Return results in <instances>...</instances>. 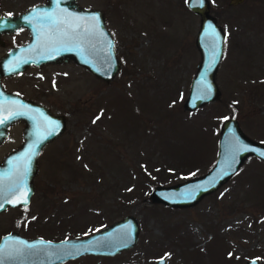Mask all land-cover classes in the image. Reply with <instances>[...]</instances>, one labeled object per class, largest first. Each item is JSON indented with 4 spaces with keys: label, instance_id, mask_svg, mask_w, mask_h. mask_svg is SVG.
Listing matches in <instances>:
<instances>
[{
    "label": "rangeland",
    "instance_id": "rangeland-1",
    "mask_svg": "<svg viewBox=\"0 0 264 264\" xmlns=\"http://www.w3.org/2000/svg\"><path fill=\"white\" fill-rule=\"evenodd\" d=\"M33 1L0 0V13ZM79 1L103 10L120 69L109 82L73 62L32 66L5 79L7 89L65 114L66 129L40 157L30 203L0 212V237L10 230L28 238L81 236L133 213L140 224L135 246L60 264H155L159 257L165 264H247L255 257L264 264V163L255 156L194 205L172 207L149 198L155 185L213 165L220 124L232 113L249 137L264 143V0H209L226 32L215 74L221 93L193 111L183 104L200 59L199 15L187 0ZM27 37L15 32L6 45ZM179 111L206 131L183 123L178 146L166 145ZM16 131L0 147V159L15 145ZM165 145L178 148L187 168L202 171L159 182L151 171L172 159Z\"/></svg>",
    "mask_w": 264,
    "mask_h": 264
},
{
    "label": "water",
    "instance_id": "water-1",
    "mask_svg": "<svg viewBox=\"0 0 264 264\" xmlns=\"http://www.w3.org/2000/svg\"><path fill=\"white\" fill-rule=\"evenodd\" d=\"M243 0H228L231 5ZM187 7L199 15L195 45L200 53L195 73L183 107L193 111L218 99L220 89L215 80L223 54L226 33L210 11L209 0H187ZM50 13V16L43 15ZM82 17L83 19H77ZM98 17V20L91 19ZM0 34L27 28L29 38L12 46L0 60V76L14 75L31 64L74 61L97 78L109 82L120 69L115 41L99 8L81 7L77 0H45L16 14H0ZM80 27L73 31V26ZM17 113V115H12ZM0 145L14 123H23V140L0 160V212L8 207L26 206L35 189L34 177L43 147L66 129V116L53 113L49 106L19 92L8 90L0 81ZM264 143L249 137L235 117L220 124L217 154L213 165L204 173L171 184H157L149 192L151 202L172 207H186L199 202L233 177L249 156L264 163ZM26 194V202H25ZM21 201L10 203L9 201ZM140 224L135 214L127 213L92 232L81 236L48 239L28 238L16 230L0 237V248L8 252L24 249L22 255L5 257L2 264H60L85 254L115 255L135 246ZM23 242V243H20ZM34 245V248H27ZM70 253V254H69ZM155 264H165L159 257ZM247 264H258L250 258Z\"/></svg>",
    "mask_w": 264,
    "mask_h": 264
},
{
    "label": "trees",
    "instance_id": "trees-1",
    "mask_svg": "<svg viewBox=\"0 0 264 264\" xmlns=\"http://www.w3.org/2000/svg\"><path fill=\"white\" fill-rule=\"evenodd\" d=\"M227 104V106L228 107H231L230 105H229V103H226ZM180 111H179V117H178V119H179V123H174L172 126H170V127H172V129H173V135H169L171 138H173V139H166V143L168 142V141H170V143L171 142H174L173 143V145H177L178 146V144L177 143H179V136H181L184 132H185V126H184V124L188 127L189 125H193V126H195L196 125V127L198 128V129H200V126H203L204 128H205V126L203 125V123H201V121H199L198 119H196V123L195 122H193V121H190V122H188V120L189 119H187V120H183L181 117H180ZM232 116H234V113H232L231 114ZM183 120V121H182ZM156 121H158V120H156ZM157 123V122H156ZM155 123V124H156ZM184 123V124H183ZM199 126V127H198ZM160 127H164V128H167V127H169V126H167V125H161ZM136 128V127H135ZM181 128H182V130H181ZM182 131V133L181 134H179V132H181ZM205 131H206V128H205ZM179 135V136H178ZM184 136L185 135H183V138H184ZM144 138H146V136H144ZM154 138H156V136H154ZM160 139L161 138H159V136L157 135V143L159 144L160 143ZM175 139H177V140H175ZM147 143V145L149 146V143L148 142H146ZM165 143V144H166ZM169 142L166 144V145H169L170 144ZM165 145V150H169V151H166L167 153H168V155L172 158L171 160H168V159H165L166 161L163 163V164H161V165H159V166H157V167H155V168H153V170L151 171V174H153L154 173V175L155 176H157V178H158V181L159 182H165V183H171V182H173L174 180L176 181V180H179V179H182V178H184V177H186L187 175H189V174H191V173H195V172H201L200 170H196V169H192V168H187L186 167V164L188 163V162H185V159H183V157H181V156H179V155H177L176 153H179L178 152V148L177 149H174V150H171V149H169V147L167 148V146ZM180 154V153H179ZM168 160V161H167ZM155 169V170H154ZM253 174V173H252ZM148 188H150L152 185H153V183H152V180H149L148 182ZM35 221V219L34 220H32V223Z\"/></svg>",
    "mask_w": 264,
    "mask_h": 264
},
{
    "label": "flooded vegetation",
    "instance_id": "flooded-vegetation-1",
    "mask_svg": "<svg viewBox=\"0 0 264 264\" xmlns=\"http://www.w3.org/2000/svg\"><path fill=\"white\" fill-rule=\"evenodd\" d=\"M44 2H45V0H35V1L31 2V4L27 5V6H26L25 8H23V9L17 10V11H15V12L4 13V14H16V13H18V12H21V11L27 9L29 6H31V5H33V4L44 3ZM77 4H78L79 6H81V7L92 8V6L82 5L83 3H80L79 0H77ZM186 4H187V1H186ZM99 9H101V8H99ZM101 10H102V9H101ZM102 11H103V10H102ZM0 14H3V13H0ZM104 15H105V14H104ZM19 31H25V32H27L28 37L25 38V39H23V40H21V41H19V42H15V43H11V44L6 45V43H7V39H6V37H7L8 35H10V34H13V33H15V32H19ZM225 33H226V32H225ZM28 38H29V31H28L27 28H21V29H18V30L14 31V32H11V33H8V32H3V33H1V34H0V48H3V49H4V52H2V53L0 54V60L2 59V57L7 53V51H8L12 46H14V45H19V44H23L25 41L28 40ZM70 62L75 63L74 61H67V62H64V63H70ZM46 64H63V62H51V63H44V64H41V65L31 64V65L28 66L25 70H27L28 68H30V67H32V66H34V67H41V66L46 65ZM76 64H77V63H76ZM78 65H80V64H78ZM80 66H82V65H80ZM83 67H84V66H83ZM84 68H85V67H84ZM25 70H24V71H25ZM24 71H22V72H24ZM22 72H20V73H22ZM20 73H18V74H20ZM16 75H17V74H14V75H1V76H0V81L2 82V84H3L4 87H8V86L5 84V79H6V78L13 77V76H16ZM8 90H10V89H8ZM12 91H13V90H12ZM32 99H33V98H32ZM34 100H35V99H34ZM36 101H37V100H36ZM39 102H41V101H39ZM46 105H47V104H46ZM47 106H48V105H47ZM53 113H54V112H53ZM22 124H23V123H22L21 121H18V122L14 123L13 125L10 126V128H9V134H8L7 138L3 141V143L0 145V147L3 146L4 143L7 142L9 139H11V131H12V129L15 128V127H18V131H16V137H15V139L13 140L15 145H14L10 150H8L7 152H4V154L2 155V157H3L6 153H8L9 151L15 149L16 147H18V146L22 143V140H23V135H22V134H23V132H22L23 127H22ZM61 135H62V133H61ZM61 135H58L56 138L50 140V141H49V142L43 147V149H42L41 152L39 153V157H38V165H39L40 157H42L43 155H45V153H46L48 150H50L49 146H51L53 143H57V142L59 141V138H61ZM65 141H67V140H65ZM65 141H64V140L62 141V143H61L62 146H65V144H66ZM51 148H52V146H51ZM53 151L55 152V151H58V150H57V148H54ZM2 157H1V158H2ZM0 160H1V159H0ZM166 263H167V262H166Z\"/></svg>",
    "mask_w": 264,
    "mask_h": 264
},
{
    "label": "snow or ice",
    "instance_id": "snow-or-ice-1",
    "mask_svg": "<svg viewBox=\"0 0 264 264\" xmlns=\"http://www.w3.org/2000/svg\"><path fill=\"white\" fill-rule=\"evenodd\" d=\"M43 15L50 16L51 14L50 13H44ZM77 19H83V18L82 17H78ZM91 19L98 20V17H92ZM2 24H3V22L0 21V25H2ZM79 27L80 26L78 24L73 26V31H75ZM12 115H17V113H14ZM6 119H8V117H0V124L4 123V121ZM261 155H264V153H261ZM9 202L10 203H20L21 201L16 200V201H9ZM25 202H26V194H25ZM0 207H3V204H0ZM20 243H23V242H20ZM26 247L31 249V248H34L35 246L34 245H27ZM23 252H24V249H22V248L21 249H16L14 253L13 252H8L5 249L0 248V264H2V261H3V259L5 257L12 256V255H22Z\"/></svg>",
    "mask_w": 264,
    "mask_h": 264
}]
</instances>
